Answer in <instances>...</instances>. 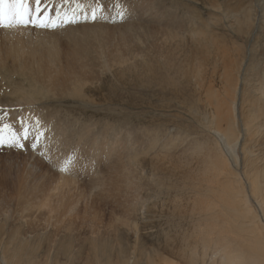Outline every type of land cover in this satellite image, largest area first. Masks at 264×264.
I'll return each mask as SVG.
<instances>
[{
    "label": "rangeland",
    "instance_id": "374dc122",
    "mask_svg": "<svg viewBox=\"0 0 264 264\" xmlns=\"http://www.w3.org/2000/svg\"><path fill=\"white\" fill-rule=\"evenodd\" d=\"M111 1L79 0L102 6L96 19L78 9L82 17L75 22L40 27L42 38L35 28L29 34L0 29V124L10 126L6 137L15 134L23 145H0V264L18 245L34 264L47 245L57 248V261L46 264H95L89 261L92 241L111 244L113 256L120 247L139 264H148L142 249L175 264L220 261L213 247L199 244L202 221L193 215L199 199L215 202L197 185L216 153L206 94L237 96L238 110L243 92L254 99L263 91L264 0H126L122 19ZM48 2L55 17L53 6L62 0ZM57 29L64 33L48 35ZM106 31L115 41L100 48ZM41 43L55 44L58 59L42 63ZM29 45L39 49L35 59L26 49L15 57ZM11 46L13 55L7 54ZM118 54L127 61H115ZM262 139L251 146L253 158L264 151ZM242 181L247 186L245 176ZM254 202L253 220L263 226Z\"/></svg>",
    "mask_w": 264,
    "mask_h": 264
},
{
    "label": "bare ground",
    "instance_id": "6f19581e",
    "mask_svg": "<svg viewBox=\"0 0 264 264\" xmlns=\"http://www.w3.org/2000/svg\"><path fill=\"white\" fill-rule=\"evenodd\" d=\"M125 1L126 0H113L111 2L114 5H117V3L123 4V2H125ZM66 4H64V5H66ZM51 5H53V2H51ZM71 5L74 6L73 4H71ZM72 6H70L69 8H71ZM63 8H64V6H63ZM83 9H84V11L82 10L83 16H85L87 14L90 15V9H91L90 5H84ZM78 16L82 17V15L76 14L75 17H73V19L76 20V18H78ZM78 26H79L78 24H74V25H69L67 27L71 28V27H78ZM30 28L39 29L40 27H36L34 25H31V24H29L27 26L15 27V28H2V27H0V29H5V31L7 33H14V34L15 33H22V34L27 33V34H29ZM64 29H57L56 31H53L52 33H50L48 35L52 36V35H55V33L62 32V31L64 33ZM32 32L34 34H36L37 36H39V38L46 36V30L45 29L34 30ZM120 34L122 36H124L123 32H120ZM111 35L113 36V32L106 31L105 32V41H104L105 43L104 44L99 43L97 46L102 48L104 45L107 46L108 42L115 41V38L111 37ZM44 39H45V37H44ZM47 42L49 43L48 40H47ZM41 44H43V43H41ZM54 45L55 44H51V43L46 45V46L44 45L45 47L43 46L44 48H43V50H41L42 52L38 51L41 53V55L44 53L43 55L46 56V57H44V56L41 57L42 63L43 62H49L50 63V62L55 61V58L58 56V54L53 51L55 48H57ZM34 46L35 45H29V46H26V48L25 47L22 48V52L18 51L16 53L15 57L19 58L20 56H22V54H24V50L26 49L27 50V56L29 57V59H35L38 47L35 48ZM15 47L19 49L18 45H15ZM93 47L94 46H92V48ZM92 48H90V49H92ZM97 49H99V48H97ZM84 50L85 49H83V51ZM15 51L16 50L14 49V47L11 46L7 50V54L13 55L15 53ZM93 53L97 54V51L93 52ZM89 54H91V53H89ZM126 55H128V53ZM196 56H198V55H196ZM65 57H67V56H65ZM93 58H94V56H93ZM102 58L106 62H108L110 60L109 53L106 52V57L102 56ZM57 59H58V57H57ZM127 59H128L127 57L122 56V54H121L114 60L119 61L121 63H125L127 61ZM202 60H203V58H202ZM197 61H195V62H197ZM65 63H66V61H65ZM203 63H205V61ZM143 67H144V65H143ZM174 73H176V72H174ZM178 73L175 75H178ZM167 74H169V73H167ZM182 74H183V72H182ZM169 76L167 75L165 77H169ZM163 77H164V75H163ZM202 80H203V78H202ZM199 83H201V82L195 81V84H199ZM262 90L263 91L261 92V94L260 95L258 94L259 96L257 98L254 97V99H253V97L248 95L246 92L244 93L243 89H242L243 94H245L246 96H244V95L242 96L243 97L242 101H240L241 106H239L238 110H237V98H236L237 96H234V95L220 96V95L214 94V93L209 94V95L206 94L207 104L212 105V111H211L212 117H211V120L209 123V129L211 128V122H212V125H213L212 128L213 129L211 128V130H214L213 132L215 134V138H214V142H213L214 143L213 146L215 149L214 148H212V149L216 150V153H215V158L210 159L208 161L209 164H211V165L209 168H207V170H205L206 178L203 181L204 183L201 181V183H199L197 185H203V189L208 191V193L210 194L212 199L214 198L215 202L214 203L211 202L208 199V196H206L205 200L199 199L198 204L197 203L194 204L195 205L194 210H197V212L195 214H193V211H192V214L195 217H197L198 222H199V218H201V221H202V227H199V235H198L199 236L198 237L199 244L201 242L203 245V248L205 250H207L208 248L210 249V247H213L215 249V252H213V253L218 252L219 255H222L220 257V261L218 264H264V225L261 223L262 221H260V223L263 226H260L258 224L256 225V223L254 222L255 220H253V219H254V217H256L255 210H257V209H255L256 207L252 208V205L250 203V199L252 198L256 202V204H257L256 206H258V208L261 211L260 213L262 214V217L264 218V151L262 149L263 152L260 153V156L257 155V157L254 156V158H253V156H252L253 150L251 148V146L257 147V144H259V140L264 137V86H263ZM197 99H196V101L198 103ZM192 100H194V99H192ZM203 100H205V99H203ZM252 100H255V102L252 103ZM241 130H242V132H241ZM240 133L244 134L243 142L242 141L240 142V138H241ZM199 134H201V132L198 133V135ZM256 135H258L260 138L255 139V137H257ZM187 136H189V135H187ZM194 136H195V134H194ZM209 138H212V136ZM186 139H187V137L184 140H186ZM262 140H260V144H261ZM209 142H210V140H209ZM192 143H191V145H192ZM196 146H198V145L196 144ZM192 151H193V149H192ZM193 152H195V151H193ZM200 158H201V156L198 159L199 161H200ZM229 159H231L233 161L235 168H232L231 162ZM239 160L241 162H239ZM188 161H189V159H188ZM136 162H137V160H136ZM229 163H230V165H229ZM239 163L241 165V172L239 171V167H238ZM182 164H183V162H182ZM169 165H166V166L168 167ZM207 166H208V164H207ZM193 167L195 168V166H193ZM204 167H205V165H204ZM200 169H198V170H200ZM174 170H176V169H174ZM201 171H203V170H201ZM155 173L156 172H154V174ZM167 173H169V172L167 171ZM172 174H173V172H172ZM188 174H190V172ZM200 174H201V172H200ZM192 175H194V174H192ZM155 176H157V178H158V175H155ZM244 176H245V181L247 182V186H245L243 184V181H242V179H244ZM189 179H191V178H189ZM64 180H65L63 183L64 185H70L71 184L69 180H66V179H64ZM189 183H192V182L189 181ZM132 186H133V184H132ZM138 187H140V186H138ZM169 191H171V190H169ZM214 192H216L218 194L214 195L215 194ZM127 202H128V200H127ZM132 204L134 206L136 205L134 203H132ZM192 210H193V208H192ZM183 213L187 214L186 212H183ZM261 214H260V216H261ZM257 218H259V217H257ZM181 219L183 221L182 216L180 217V220ZM197 219L194 222H197ZM192 221H193V219L191 220V223L193 224L194 222H192ZM187 223H189V222H187ZM180 224H181V222H180ZM194 224H196V223H194ZM177 225H178V223H177ZM199 226H201V225H199ZM194 227H195V225H194ZM242 231H245L247 233L244 234L245 232L242 233ZM194 239H195V237H194ZM97 244H99L97 241H92V243L90 244V247H91V249L89 251L90 263H91V261H93L95 264H139L138 262L134 263L133 261H129L127 254H125L122 250H120V247H118L117 254H115L113 256L111 254V251H112L111 244L110 245L105 244L103 246H98ZM54 247L55 246H53V245H47L46 247L40 249L39 254L37 255V257L39 259V264H46V261H48V260L52 261V259L57 261V259H56L57 258V248L56 247L54 248ZM71 249L72 248L69 247L65 250L64 249H62V250L69 252ZM192 249L193 250L195 249V250L193 252H191L192 251L191 250L190 255L193 256L192 259L194 260V257L196 256V252H197L196 246L193 247ZM25 251H27V248L24 245H18L12 249H9L7 251V261H5V264L7 262L9 264H34V260H31L28 258H26V259L23 258ZM142 251L147 256L146 258L148 259V264H175L172 261L162 257L161 254H159L156 251H153L150 249H142ZM209 253H208V255H209ZM211 256H213V255L210 254V257ZM155 257L159 258V262L156 261ZM73 260H74V258H73ZM195 261H196L195 263H197V260H195ZM79 263H82V262H79Z\"/></svg>",
    "mask_w": 264,
    "mask_h": 264
},
{
    "label": "snow or ice",
    "instance_id": "6c2138e0",
    "mask_svg": "<svg viewBox=\"0 0 264 264\" xmlns=\"http://www.w3.org/2000/svg\"><path fill=\"white\" fill-rule=\"evenodd\" d=\"M65 2L69 5L74 3L75 7L65 8L61 11ZM53 7L56 9L55 17L49 15L48 0H0V27L15 28L31 24L36 27L54 28L57 26L58 21H63V23L75 22L72 18L75 17L78 9L84 8V5L79 0H62L60 5H54ZM101 7V5H97V7L90 9L91 19H96L97 11ZM69 12H71V15H69ZM115 14L121 19L123 18V5L117 3ZM85 18L89 17L86 16ZM8 128H10L9 125L0 124V145L7 142L8 146L23 147L15 134L5 136V130ZM24 138H27V133H25Z\"/></svg>",
    "mask_w": 264,
    "mask_h": 264
}]
</instances>
